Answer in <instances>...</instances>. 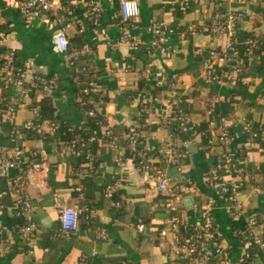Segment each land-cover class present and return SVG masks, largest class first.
Wrapping results in <instances>:
<instances>
[{
	"label": "crops",
	"instance_id": "crops-1",
	"mask_svg": "<svg viewBox=\"0 0 264 264\" xmlns=\"http://www.w3.org/2000/svg\"><path fill=\"white\" fill-rule=\"evenodd\" d=\"M139 1L141 14L131 26L122 22L120 0H68L73 5L68 15L69 38L71 40L76 34H84L86 38L80 48L71 42L76 55L68 61L52 41L57 25L52 14L40 13L26 19L15 4L0 1V19L6 32L0 48L4 50L0 53L6 49L18 53L30 72L44 82V86L33 90V95L31 91L24 98L16 124H23L33 116V101L51 96L58 121L66 124L71 134L70 137H65L67 133L39 140L35 133H27L23 140L29 148L39 149L49 165L48 173L32 175L26 184L33 204L28 218L38 226L27 244L20 242L18 228L9 220L18 216L17 194L10 189V176L0 175V228L10 230L9 238L13 243L12 251L4 254V241L0 236V264L173 263L167 238L160 235L170 215L164 206L165 196L157 189L156 182L147 179L136 167L133 154L122 141L123 133L129 129H137L155 145L169 139L174 132L173 127L160 123L167 114L161 105L152 106L146 113L139 101L142 93L158 90L154 89V84L161 76L177 74L175 89L183 100L185 113L201 131L208 129L213 117L224 114L233 119L231 123L238 142L245 143L243 117L251 120L258 130L264 125V2L240 6L228 0H201L194 2L189 12L181 14L167 0ZM98 6L100 11L95 12ZM229 8L246 9L244 20L238 24L240 48L249 34L262 39L263 47L244 59L247 73L242 84L207 83L201 78L202 56L198 50H206L214 43L202 29L207 22L205 15L215 17ZM96 17H99L98 24L94 23ZM256 19L261 20L260 25L254 23ZM161 20H167L172 30L164 48L154 51L148 27ZM189 25L198 28L195 34L187 31ZM125 31L139 42L138 48L122 41ZM91 85L94 90L89 95L82 94V89ZM159 92L166 94L164 88ZM4 94L8 98H18L15 89L5 90ZM87 96L85 102H90V107L79 103ZM212 104L215 107L210 112ZM89 109L95 110L96 115H89ZM99 120L103 121V126L98 124ZM104 125H109L121 140L123 164L116 163V151L104 142H92L85 149V153L91 151L96 156L92 173L86 178L78 177L76 171L84 157L73 154L66 159L59 157L60 142L64 138L87 139L96 129L101 133ZM173 134L188 151L184 171L179 173L159 154L154 158L183 186L182 212L189 225L194 226L199 221L196 206L206 204L210 196L215 195L206 177L216 167L224 147L209 143L208 137L202 134ZM0 141L11 145L5 128ZM263 145L258 142L242 145V152L248 155L250 164L264 167ZM108 184L117 185L111 199L104 196ZM254 185L256 183L251 180L244 184L245 210L256 212L264 223V199L255 193ZM61 203L88 207L82 212L90 214V224L64 233L57 208ZM214 215L222 239L234 249L237 258L240 253L232 230L241 227L244 219L234 218L220 197H217ZM138 224H144V230L138 229ZM27 248L33 252H28Z\"/></svg>",
	"mask_w": 264,
	"mask_h": 264
},
{
	"label": "built area",
	"instance_id": "built-area-1",
	"mask_svg": "<svg viewBox=\"0 0 264 264\" xmlns=\"http://www.w3.org/2000/svg\"><path fill=\"white\" fill-rule=\"evenodd\" d=\"M167 1L172 3L181 14H186L192 9L194 2L201 0ZM228 1L240 6L264 2V0ZM15 5L26 19H32L40 13L52 14L57 24L52 34L53 43L67 61L75 57L76 52L71 48L68 35V29L71 26L68 15L72 13L73 5L68 3V0H15ZM140 6L139 0H120V15L125 25H134L141 14ZM100 9L99 6L96 7L95 12ZM245 10L229 8L215 17L205 15L207 22L203 24L202 29L208 32L207 34L214 43L206 50L204 48L198 50L202 56L201 78L205 82L236 85L245 82L247 70L244 57L253 55L263 47V40L256 35L246 36L242 42V48L239 46L238 24L244 20ZM94 23H99V17L94 18ZM0 25H2L1 19ZM171 30L167 20L150 24L148 27V31L152 34L150 46L154 51L164 48ZM197 30L198 28L194 25H189L187 28V31L192 34H195ZM5 33L4 30L0 32V48L6 39ZM122 41L130 43L134 48L139 46V42L126 31L122 36ZM0 54L4 59L0 70V139L4 134L3 123L9 122L15 124L10 131L11 138L21 142L20 145L6 147L0 141V175L10 176V189L17 194V215L24 216L26 219L25 224L18 230L19 240L27 244L38 226L28 218L33 204L30 193L25 189L26 184L30 176L48 173L49 165L39 149L29 148L23 140L26 139L27 133H35L39 140H45L48 136L60 137L68 133V126L58 120L42 119L40 107L32 108L33 116L23 124H16L24 98L40 85L44 86V82L30 72L27 64L17 65L14 62L16 52L13 50L6 49ZM177 80V74H171L169 77L161 76L154 84V89L158 90L142 93L139 101L146 113L152 110V106L161 105L167 114L160 123L173 127V133L202 134L208 137L209 143L220 144L224 147L216 167L206 177L207 185L215 192V195L210 196L206 204L196 206L199 216L197 224L189 225L183 215L182 206L185 197L183 186L171 177L165 168L157 164L159 161H155L154 158L156 154H159L163 161L173 164L179 173L183 172L188 151L182 147L181 141L172 133L169 139L155 145L149 139L144 138L137 129L127 130L122 138L127 149L133 154L132 160L136 167L147 176V179H153L159 192L165 196L164 206L170 215L160 235L167 238L168 251L172 256L173 264H264V223L260 221L256 212L245 210L243 200L246 180L256 183L253 189L264 199V167L261 164H250L248 155L242 152V145L251 146L256 142L264 144V125L260 127L261 130H258L251 120L243 117L241 119L242 128L247 136L245 143L238 142L231 123L233 119L230 120L224 114L213 117L208 129L201 131L199 125L185 113L183 100L175 89ZM162 88L166 94L159 92ZM8 89H15L18 98H8L4 94V91ZM93 90L92 85L87 86L82 89V94L89 95ZM214 107L215 105L212 104L210 112ZM87 113L91 116L96 115L93 109H89ZM98 124L103 126V121L99 120ZM119 140L120 138L114 135L110 126L106 125L101 133L96 129L87 139H62L58 147V156L63 159L72 154L78 157L83 156L84 160L76 173L78 177L86 178L91 175L96 159L93 152L85 153L87 146L92 142H104L107 147L116 151L114 159L117 164L122 165L124 155L121 153V140ZM26 163H29L28 167L25 166ZM258 176L260 178L254 181ZM78 190H81V186H78ZM116 190V184H108L105 187L104 196L111 199ZM217 197L225 201L226 210L231 211L234 218L244 219L241 227L232 230L233 237L237 240V252L240 253L237 258L234 249L222 239L216 224L214 211ZM57 208L64 233L76 230L80 225L82 211L88 210V207L81 208L80 205L64 203L58 204ZM138 229L144 230V224H138ZM182 230L185 231L182 232ZM9 234L8 228H0V236L4 241V254H9L13 249ZM26 250L33 252L31 248Z\"/></svg>",
	"mask_w": 264,
	"mask_h": 264
},
{
	"label": "trees",
	"instance_id": "trees-1",
	"mask_svg": "<svg viewBox=\"0 0 264 264\" xmlns=\"http://www.w3.org/2000/svg\"><path fill=\"white\" fill-rule=\"evenodd\" d=\"M1 1V0H0ZM254 23L256 25H260L261 24V20H258L256 19L254 21ZM5 28L2 27V25H0V32L2 30H4ZM251 35V34H249ZM71 42H72V45H77L78 48L82 47L84 45V43L86 42V38L84 36V34H76L73 38H71L70 40V45H71ZM4 50V49H3ZM2 49L0 51H3ZM78 51V50H77ZM258 51V50H257ZM256 51V52H257ZM79 53V51L77 52ZM248 57H244V59H247ZM4 59H3V55L0 54V70H1V65L3 63ZM247 61V60H246ZM14 62L19 65V64H24L25 62H23V59L19 56L18 53L15 54V60ZM31 94L33 95L34 92L32 91ZM91 97V96H89ZM86 99V100H85ZM84 100L80 101L79 103L81 105H85V107H90L91 106V103L90 102H85L88 100V96L85 97ZM32 108L33 107H40V110H41V118L42 119H48V120H58L59 119V116L57 114V110H56V106L54 104V100L52 99L51 96H44L43 98H41L40 100L38 101H33L32 102ZM91 124V120H90V123L89 125ZM3 126L5 128V132H6V135L9 137V139H11V145H6V147H14L16 145H20L21 142H17V140H14L11 138L10 136V131L12 128H14L15 124L13 123H9V122H5L3 123ZM92 126H94V123H92ZM87 132V131H86ZM70 133H68V135H65V137H70ZM26 167L29 166V163H26L25 164ZM14 192V190H13ZM11 221L12 224H14L15 226H17L18 230L25 224L26 222V219L24 216H17V217H14V218H10L9 219ZM92 220L90 214L88 215V213H85V212H82L81 215H80V225L82 226H88V224H90V221ZM87 222V223H86ZM185 230H182V232H184ZM173 264V263H172Z\"/></svg>",
	"mask_w": 264,
	"mask_h": 264
},
{
	"label": "rangeland",
	"instance_id": "rangeland-1",
	"mask_svg": "<svg viewBox=\"0 0 264 264\" xmlns=\"http://www.w3.org/2000/svg\"><path fill=\"white\" fill-rule=\"evenodd\" d=\"M9 2H12V3H14L15 4V0H8ZM198 41V40H197Z\"/></svg>",
	"mask_w": 264,
	"mask_h": 264
}]
</instances>
